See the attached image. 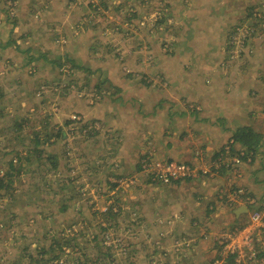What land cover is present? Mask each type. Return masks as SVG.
Returning <instances> with one entry per match:
<instances>
[{"label":"rangeland","instance_id":"rangeland-1","mask_svg":"<svg viewBox=\"0 0 264 264\" xmlns=\"http://www.w3.org/2000/svg\"><path fill=\"white\" fill-rule=\"evenodd\" d=\"M194 12L203 21V31L190 27L189 17ZM27 21L31 27L16 37L18 44L0 54V78L14 79L13 72L19 69L16 78L26 80L31 75L33 82L32 88L20 91L16 85L12 90L6 87L10 94L18 90L11 98L19 102L7 104L9 110L14 109L7 118L25 120L27 129L20 133V140L14 139L16 143L10 141L23 144L24 150L10 149L0 139V177L20 152L32 151L34 160L31 166L24 161L22 184L15 177L18 181L12 191L7 184L0 190V264H37L42 260L40 251L52 242L48 232L57 237L61 228L72 224L80 235L71 238L72 244H78L79 253L85 254L84 264H93L100 254L105 256L103 245L110 241L113 257L106 260L108 264H173L179 257L185 264H264V221L251 219L256 211L264 215V189L261 187L263 192L252 200L254 188L241 187L245 181L239 180L249 167V180L264 183L263 172L257 176L255 169L264 164V127L253 156L245 154V148L237 146L230 134L225 145L210 152L195 142L202 141L199 136L190 135L183 148L189 149L188 157L179 156L176 142L169 139L172 128L187 129L191 122L186 117L173 118L178 111L174 112L172 104L202 111L187 91L199 83V90L209 88L213 94L215 79L220 78L229 82L221 88L228 94L230 77L236 73L240 108H248L247 79H252L253 86L263 93L248 98L260 101L257 108L264 115V0H0V26L2 22H18L19 26ZM29 32L35 34L31 37ZM45 48L47 82L39 84L35 75ZM65 54L68 57L63 58ZM124 83L131 85L132 101L122 88L120 93L116 89ZM141 89L147 100L140 104L154 106L147 105L146 111L140 108L135 116L125 118L139 122L145 113L144 118L150 121L158 117L157 122L143 125L139 136L132 135L144 142L145 148L132 159L131 166H127L130 161L124 162L123 168L121 163H101L100 150L105 143L99 146L96 140H105V134L112 136L113 132L93 119L92 111L98 104H121L119 110L128 114L130 109L123 104H139L133 96ZM156 104L164 106L163 116L161 110H155ZM17 105L20 107L15 108ZM73 116L81 122L65 124ZM151 129L159 135H153ZM109 146L117 151L119 144L111 138ZM35 148L58 157L57 168L47 165L48 160ZM244 154L248 156L242 160ZM170 163L185 166L190 176L163 184L154 172ZM34 166L37 169L29 183L24 171ZM114 172L123 177L107 180ZM114 181L120 186L113 190L108 182ZM79 184L82 195L77 193ZM11 194L15 201L9 199ZM195 194H199L196 200ZM216 198L222 207L213 210ZM110 204H115L118 213L115 221L101 216ZM242 206L250 207L249 212L236 217L235 210ZM64 207H68L66 213ZM122 208L125 211L121 212ZM134 217H138L135 223ZM176 218L180 219L174 224ZM101 223H115L107 231L110 238L100 237L105 234ZM47 255V260L52 257ZM76 255L81 256L71 251L69 259Z\"/></svg>","mask_w":264,"mask_h":264},{"label":"crops","instance_id":"crops-1","mask_svg":"<svg viewBox=\"0 0 264 264\" xmlns=\"http://www.w3.org/2000/svg\"><path fill=\"white\" fill-rule=\"evenodd\" d=\"M22 11H23V9L22 10L19 9V13ZM189 20L191 21V22H189L191 28L201 29V31H203V21L201 20V17L198 15V13L197 14L195 12L192 13L189 17ZM2 23L4 25L1 24V26H0V54H3L5 52V49L11 48V46L13 47L15 42L18 44L17 41H20V39H18V38H19V36H21V33L23 34L24 31L29 30L31 27L30 23L28 21H27V23L21 22V24L19 26H18V22H14V24H8V23L5 24L4 22H2ZM17 29H19L20 31L18 30L19 31L18 32ZM34 34H35L34 32L28 33V35L31 37ZM16 37H18V38H16ZM201 37H203V33H202ZM25 38H27V37H25ZM56 38H57V36L54 38V40H56ZM29 51H31V48H29ZM44 51L45 52L42 53V55L40 56V59H39L41 61L37 64L38 74L35 75V76H38L39 84L41 82H47V63L48 62L46 60L47 59L46 48L44 49ZM10 55L12 57V54H10ZM33 56H34V54H33ZM33 56H31V57L28 56V57L30 59V58H33ZM66 57H68L67 54H65V56L63 58H66ZM15 58L16 57H13L10 59L14 60ZM75 61L80 62L77 59H75ZM41 67H43L44 69ZM13 73H15L12 76V77H14V79L10 78L9 80H7L6 79L7 76L0 78V139L2 142L6 141V143H7L6 146L9 147L10 149H18V151H21V150L25 149L23 144H19V143L18 144H11L10 141L14 142V139L20 140V137L22 138V136H19V135L21 132L25 131V128L21 132H18L16 125H17V123H20L21 121H25V120H21L20 118H17L16 114H18V113H16V114L14 113L13 115H15L16 118L9 121V118H7L8 114H10L11 111H14V109L9 110L10 107H8L7 104H19V102H15L16 100H13L11 98V96H12L11 94H14V96H15L18 93V90L20 91L26 86H27V88H32L33 82L31 79V75H28L29 77H27L26 80H24L22 78H16V75H20L19 69H16ZM203 75L206 76L205 73H203ZM3 79H6V80H3ZM239 80H240L239 73H236L235 75H231V77H230L231 84H229V87H228V94H225V92L221 88H222V86L227 85L226 83H229V82H222L220 80V78L215 79V83L217 84V86L214 87V93L213 94H210V93H212V90H209V88H207V89L202 88L199 90V88H200L199 83L196 84V87L194 89L188 90L187 93H189L190 97L195 101L194 103L202 108V111H199V112L195 111V110L190 111V109H188L189 107L186 104H172V105H174V108H173L174 112L178 111L177 113L174 114L173 118L186 117L185 119H187V121H191L189 123L187 129H183V130L176 129L175 131H173V128H172L171 138H169V139L171 141L176 142V144H174V149L178 150L181 153V154H179V152L177 153L179 156L188 157L190 155L189 154L190 151H188L189 149L188 148L183 149V148L186 145H188V142L191 140L192 136H199L202 139L201 142H200V139H197L195 142H199L200 147L203 146L202 150H204L205 152L206 151L210 152V150L213 151V149H215L219 146L225 145L224 143H226V141L228 140V134H230L229 137L230 136L234 137L235 133L241 128H251L263 137V134H261V131H262L261 127H264V123H260V122L263 121L264 115H262V111L257 108L258 107L257 103L260 101L255 103V101L253 102L250 98H248V97H250L249 96L250 94L262 95L261 94V93H263L262 89L259 88L258 86H253V85H255L254 80L247 79L249 82V86H248V95H247V105L248 106H246V107H248V108L245 110L241 109L239 103L242 104V101H241L242 98H241V91L238 89V88H241L238 85ZM14 85H16L18 87V90H15L14 93L10 94V91H7L6 87L9 86V89L12 90ZM129 85L130 84L124 83V85H118L119 88H116V89L120 93V89L122 88L123 94L129 96L130 101H132V98H131L132 89H131V85L130 86ZM250 85H252V87ZM142 91H143V89H141L139 91H135L136 93L133 96V100L137 101L139 104H123L124 107L130 109L128 114H124L119 110V105H121V104H98V105H96V107L92 111V113H93L92 118L100 120L104 125L107 126L106 127L107 131L111 130L113 132L112 136H111V134H105V136H106V137L104 136L105 140H96L97 144L99 146H100V144L105 143L101 146L102 150H100L101 155H103V156H101V155L99 156L101 163H110V164H113L115 166L117 163H121V166H122V164H124V162L130 161V163H128L127 166H131V165H133L131 162L132 159H134L135 156H137V153H139V155H140V153L145 148L144 142L141 143L140 141L136 140V138L134 136L132 138V135L135 134V136H139L143 132L142 131L143 125H151L154 123V121L157 122L158 117L157 116L153 117V119L150 121L148 119V117L144 118L145 115L147 114V113H145L144 115L142 114L140 116L139 122L131 119L132 116H135L140 111V108H144V110L146 111L147 105L154 106V104H140L141 102L144 103L147 100L146 96L143 95ZM203 91H207L208 93L205 92V94H203ZM210 102H212V104H210ZM235 103H238V104H235ZM72 106H74V105H72ZM19 107L20 106H18V105L15 106V108H19ZM155 107H157L155 110H157V109L161 110L159 113L163 116V109L162 108L164 106H162L160 104H156ZM180 109H182V110H180ZM120 116L124 117V118L122 120H119ZM127 116H129L131 118L126 121L125 117H127ZM62 121H64L63 117H62ZM130 124H136V125H130ZM262 124H263V126H262ZM137 126H141V127L137 128ZM257 126L259 128H256ZM104 129H105V127H104ZM255 129H257L258 131ZM262 132H264V131H262ZM151 133L153 135H159L158 132H156V134L153 133L152 129H151ZM185 133H187V134H185ZM183 135H185L184 136L185 142L181 143L180 140H181ZM190 135H192V136L190 137ZM23 137H24V135H23ZM144 137L148 138L146 134L144 135ZM111 138L113 140H116L119 144L117 151H115V150L112 151L110 146H109ZM34 139H36V135H35ZM133 141L135 143H133ZM14 143H16V142H14ZM133 144H134V147H133ZM238 145L243 147L240 143L237 142V146ZM108 149H110V151ZM93 152L95 155L98 154L96 152V150H94ZM4 153L5 152H3V154ZM8 154H9V157L12 156V153L9 152ZM31 154H32V152H31ZM49 154H51V153L48 152V155ZM43 156L45 158L44 159V161H45L47 158L46 152H44ZM105 159H107L106 162H104ZM140 159H141V157H140ZM191 159L194 160L193 158H191ZM57 160H58V157H57ZM32 161L34 162L33 158H32ZM27 165H29V164L27 163ZM47 165L51 166V163H48ZM57 165H58V163H57ZM35 167H33V169H31V167H30L29 170L24 171L25 173L28 174V176H26V177L29 178V183L33 182L34 173L36 171ZM122 168H123V166H122ZM248 168L249 167L245 168V169H247V171L243 170V171H245V174L240 176L241 179H239V180L245 181L241 184L242 185L241 187L246 188L248 190H249V188L250 189L254 188L250 192V196L253 200L254 197H257L260 194V192H263L261 187L264 189V183H263V185H261L262 182L260 184H256V181H255V184H253L252 180H249L250 179L249 178L250 173H249ZM36 169H37V167H36ZM112 169L115 170L114 167H112ZM255 169L257 171L256 172L257 176L262 172H263L262 174L264 176V164H262V166H257ZM22 183H23V180L20 181V184H22ZM212 187H214V185ZM198 196H199V194H195L194 199L197 198ZM219 197H220V195H219ZM211 206H214L213 210H217V209H220L218 207H222V204H221V201L217 199V201L216 202L214 201V203H212ZM235 216L238 217L236 214H235ZM198 217H199V214H198ZM191 221H192V219H191ZM194 223H196V221L193 222V224ZM201 230L203 231V229H201ZM180 250H183V249H180ZM155 253H157V252H155ZM181 260L182 259L179 258L178 261L177 262L174 261L173 264H185V262H180ZM189 264H193V263H189Z\"/></svg>","mask_w":264,"mask_h":264},{"label":"trees","instance_id":"trees-1","mask_svg":"<svg viewBox=\"0 0 264 264\" xmlns=\"http://www.w3.org/2000/svg\"><path fill=\"white\" fill-rule=\"evenodd\" d=\"M76 122V123H75ZM81 120L80 119H75V120H70V121H67L65 124L67 125H72V124H77V123H80ZM26 123L25 121H21L20 123H17L16 127H17V130L18 132H21L24 128L27 129V127H25ZM61 133V135H65L64 131H62L61 129H59V131ZM100 133V130H95V133ZM26 134V133H25ZM24 134V135H25ZM60 135V136H61ZM87 135L90 136V132L88 131L87 132ZM37 136V135H36ZM38 138V136H37ZM234 140L237 141L238 143H241V145L243 146L244 149V153L246 154L247 152L250 154L252 153V156L254 154H256V150L257 148L259 147V144L261 143L262 141V136L260 134H258L257 132H255L253 129L251 128H241L239 129L235 135H234ZM35 141H37V143H40V139H35ZM32 151H24V152H20L22 153L20 156H14L13 158H11V161L9 162L10 164V169L8 172L5 173V175L3 177H0V190L4 189L5 187V184H7V186L10 185L9 187V190L11 189V187H13V189L15 188L14 185L16 184V182L19 180L21 181V171L23 169V163L24 161H26L30 166L33 164V161H32V154H31ZM35 152L38 153V155H42L44 154L43 150H38L37 148H35ZM17 153V152H16ZM241 153V152H240ZM238 153V154H240ZM245 154L243 156H241L242 160L245 159L247 156H245ZM222 154H218V156L220 157ZM38 156V157H39ZM146 155L144 156H141V159L140 160H143L145 159ZM41 158V157H39ZM16 159V162H14ZM49 163H51V166L56 169L57 168V157L55 155H52V154H47V158ZM14 163H16V166H14ZM139 166L141 165V162L139 161ZM40 166V165H39ZM35 167V166H34ZM222 169L224 170L225 169V166L222 167ZM115 173V172H114ZM20 175V177H19ZM199 175L202 176L203 175V172L202 171H199ZM18 179L17 181H15L14 179ZM113 177V178H122L123 176L120 175H116L115 174H111L110 176L107 177V180H110V178ZM193 178H189V180H191ZM7 180V182H5ZM73 182V181H72ZM180 183V182H178ZM80 186H77V193H80L81 195L84 193L83 191V188L81 186V184H79ZM108 185H110L111 189H116L119 185L118 181H114V182H108ZM8 190V191H9ZM12 191V189H11ZM239 193V192H238ZM240 195V193H239ZM1 197H2V194H1ZM0 197V198H1ZM14 196L11 194L9 195V199L12 200V201H15ZM72 197V196H71ZM70 197V198H71ZM3 199V198H2ZM68 201H72V200H68ZM107 201H111V198H108ZM251 207H253V205H250ZM68 207H64L61 208L62 211H64V213H66L65 211L67 210ZM250 208V207H249ZM115 209V204H110L108 206V209L105 211V212H102L101 213V216H105L106 218H111V220H113L114 217H116L118 215V213L116 211H114ZM125 211L123 208L121 209V212ZM135 221L134 223L138 220V217L137 218H133ZM180 218H176L174 219L175 223L179 221ZM115 221V220H113ZM72 224V223H71ZM77 225V223H76ZM115 223H112L111 226H114ZM73 224L70 225V226H67L66 228H61L60 231H61V234L60 235H55V232H52V231H49V235L50 238L52 239V242L49 246H47V248L45 249H42L40 251V253L42 254V260H37L38 263L37 264H69L71 261L72 263L71 264H84L85 262L81 263L84 259V256L85 254L84 253H79L80 252V249L77 248V245H73L72 244V237L73 239L74 238H79L80 235H78L77 233V229L76 228H72ZM85 226V225H84ZM111 226H105L103 223H101L100 227L102 229V232L105 233L104 235H100V237L104 238V237H108L110 238V233L107 232L109 231V227ZM67 229L71 230V231H68V232H64L66 231ZM84 229H86V227H83V231H85ZM81 230V232H82ZM63 233L65 235H63ZM184 232H181V233H176L177 235H182ZM96 237L97 236H94V240H96ZM99 237V236H98ZM182 237V236H181ZM180 237V238H181ZM179 238V239H180ZM76 246V247H75ZM103 246H105L107 248V253L105 256L101 255L93 262V264H108V262L106 261L108 258H112L113 257V254H112V243L111 241L108 242V245L107 244H104ZM71 251L73 253H78L80 254L81 256L78 257V255H76L74 258L72 259H69L71 258ZM46 254H49L51 255L52 257L49 258V255L48 256V260L47 258L45 259V255ZM180 258V257H179ZM178 258V259H179ZM178 259L176 260V262L178 261ZM182 259V258H180ZM46 260V261H45ZM43 261H45L44 263H42ZM180 262H183V261H180Z\"/></svg>","mask_w":264,"mask_h":264},{"label":"built area","instance_id":"built-area-1","mask_svg":"<svg viewBox=\"0 0 264 264\" xmlns=\"http://www.w3.org/2000/svg\"><path fill=\"white\" fill-rule=\"evenodd\" d=\"M77 118L80 119V117H77V116L72 117L73 120ZM14 162H16V159ZM154 174L160 177V180L163 182V184H169L173 181L180 180L185 176H190L191 173L188 172L185 166H181L176 163H170V164H167V166H165L161 172L158 169H156ZM251 219H252V222L258 223L259 221H262V220L264 221V215L262 212L256 211L252 215Z\"/></svg>","mask_w":264,"mask_h":264},{"label":"water","instance_id":"water-1","mask_svg":"<svg viewBox=\"0 0 264 264\" xmlns=\"http://www.w3.org/2000/svg\"><path fill=\"white\" fill-rule=\"evenodd\" d=\"M249 212V208L247 206H242L241 208L237 209L235 211V214L237 216L241 215V214H245V213H248Z\"/></svg>","mask_w":264,"mask_h":264}]
</instances>
